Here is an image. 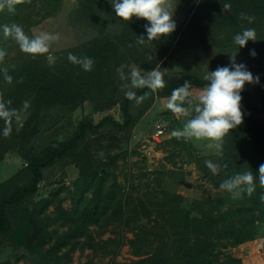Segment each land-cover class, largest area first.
Masks as SVG:
<instances>
[{
	"label": "trees",
	"instance_id": "16d2710c",
	"mask_svg": "<svg viewBox=\"0 0 264 264\" xmlns=\"http://www.w3.org/2000/svg\"><path fill=\"white\" fill-rule=\"evenodd\" d=\"M111 2L75 0L68 15L71 23L67 25L73 28L79 44L53 55L56 65H50L48 53L35 57L21 53L12 39L3 36L2 26L21 25L27 35L34 37L31 28L57 17L63 0H30L16 5L15 12H0V49L6 53L0 68L8 69L13 78L7 84L0 73V95L11 100V108L23 111L22 121L13 122L8 137L2 135L4 122L0 120V161L11 154L22 164L12 177L0 183L1 264H7L9 259L15 263L23 260L31 264H64L67 255L75 250L88 249L97 254L99 245L94 238L102 236L110 226L119 230L115 232L117 237L102 242L114 245L102 254L111 255L107 264H122L115 257L124 245L137 258L128 264H242L241 259L229 254V249L252 239L255 229L264 224V187L258 179L259 166L264 163V0H177L172 17L175 30L145 45L137 44V38H147V22L135 18L120 21ZM225 3L231 5L228 11L222 10ZM242 12L254 16L255 21L249 24L241 20ZM244 28H254L257 38L238 49L233 37ZM194 50L202 51L220 67L229 66V54L238 51L236 63L244 64L254 78L259 77V83L245 84L240 93L243 122L224 137L223 155L216 159L221 166L217 174L195 159L190 143L183 138L172 136L154 149L180 146L191 160L194 158L216 190H221L222 182L250 170L255 191L248 196L241 191L242 185L235 190L241 193L238 197L223 190L216 200H189L161 185L165 174L155 173L153 182L147 183V175L140 169L137 174L130 173L122 193L116 165L141 156L137 149L129 150L131 132L138 122L157 99L169 97L185 81L198 89L208 83L199 71L177 79L164 73L163 89L135 90L137 96L149 93L136 105L123 94L130 85V67L135 65L142 74L157 66L163 71L171 61ZM252 51L254 57L250 55ZM69 53L91 58L92 70L85 72L70 63ZM121 64L129 66L124 80L116 71ZM25 101L29 107L23 110ZM117 106L118 121L110 115L97 122L90 117ZM79 108H85L88 115L73 122ZM50 131L56 135L52 142H56L55 146L45 145L43 140ZM121 138L129 143H124L126 149L115 152L122 147ZM96 153L105 158L103 163L96 162ZM54 167L64 176L76 174L72 191L63 197L60 189L51 190L47 197L39 194L38 198L46 172L50 176L54 170L57 172ZM56 184L53 181L44 186ZM141 186L145 192L134 196ZM65 200L70 201L69 209L62 207ZM224 204L226 208L222 209ZM256 222L260 225H253ZM50 224H54L52 230H48ZM61 228L65 230L58 233ZM125 232L132 238L125 237Z\"/></svg>",
	"mask_w": 264,
	"mask_h": 264
},
{
	"label": "clouds",
	"instance_id": "9594fccd",
	"mask_svg": "<svg viewBox=\"0 0 264 264\" xmlns=\"http://www.w3.org/2000/svg\"><path fill=\"white\" fill-rule=\"evenodd\" d=\"M25 2H30V0H0V12L5 10L10 13L15 12L16 5ZM176 3L177 0H112L111 2L115 15L120 21L130 22L135 18L147 22L144 29L147 38L138 37L137 44L139 45L150 44L154 40L170 35L175 30L176 25L172 17ZM230 8L231 5L225 3L222 10L228 11ZM240 19L249 24L255 21L254 16L243 12L240 13ZM2 33L5 38L12 39L18 45L21 53L32 57L48 53L52 43L60 40L58 33L40 32L38 35L30 37L21 25L15 23L3 25ZM256 38L257 33L254 28H244L234 35L233 44L238 46V49L243 48L247 42H255ZM237 52L229 54V66L218 67L212 72L206 71L203 79L208 83L197 94L193 93L190 82L185 81L182 86L173 89L171 95L166 98V109L177 118H186L183 128L171 133L173 137L183 138L185 141H206L207 148L215 149L218 156L223 155L224 137L243 122L240 93L245 84L259 83V77L254 78L244 64L236 63ZM250 55L254 57L255 52H250ZM5 56V51L0 49V65H3ZM68 61L74 65H79L85 72L91 71L94 64V61L89 57H78L71 53L68 55ZM126 67L129 66L121 64L116 69L121 80L125 79ZM0 73H3V78L7 84L12 83L13 78L8 75V69L0 68ZM127 79L130 81V87L126 86L128 90L125 92V96L129 101H135L136 105H140L146 100L149 93L146 92L144 95L137 96L133 89L146 88L151 92H156L166 86L164 71H161L159 66L146 72V74H142L140 68L132 65ZM11 103V100L6 101L0 95V120L4 122L2 131L4 137L11 135L14 121L19 123L23 119V111L11 108ZM28 107L29 102L25 101L23 110ZM205 166L214 175L221 170L219 164L210 160L205 161ZM258 179L260 186L264 187V163L259 166ZM253 181L254 175L252 171L248 170L222 182L220 189L227 190L233 197H238L241 193L235 190L241 189L243 185L241 191L251 196L255 191ZM261 199L264 201V197Z\"/></svg>",
	"mask_w": 264,
	"mask_h": 264
},
{
	"label": "rangeland",
	"instance_id": "374dc122",
	"mask_svg": "<svg viewBox=\"0 0 264 264\" xmlns=\"http://www.w3.org/2000/svg\"><path fill=\"white\" fill-rule=\"evenodd\" d=\"M74 5L75 0H63L61 12L57 17L47 19L31 28L34 36L38 35L40 32H48L52 34L58 33L60 35V40L52 43L47 54V59H50V65L57 64L55 58L52 57L57 52L66 50L79 44V42L74 39L75 36L73 33V28L67 25L68 23H71V19L68 15L73 11ZM197 52V50H194L192 53H187L180 58L174 59L169 63V65L164 68V73L171 75L172 79H177L179 78V75L182 74L197 75L198 71L200 72V76H204L206 71L212 72L220 67L214 60L207 59L205 53H203L202 51L198 53ZM128 87H130V85ZM128 87L125 92L128 90ZM135 90L137 89H133V91ZM199 90L200 89L198 88L192 87V91L194 94H197V91ZM125 92H123L124 95ZM165 104L166 98L157 99L155 101L153 109L149 110L146 116L138 122L137 126H135V128L131 132L133 134L132 138L130 139L129 150L132 151L133 149H137L142 157L135 156L125 161H118L116 165V172L118 173V175H120L118 181L120 184L121 192L123 193L126 189L127 183L129 182L130 173L132 175L137 174L139 170L142 169V171L147 175V183L153 182V179L157 176L155 175V173L165 174L161 178V185L168 191L180 194L186 199L204 201L206 200V198L209 200H216L220 198L224 191L216 190L210 185L209 178H205L203 176L202 170L201 168H198L196 161L193 160L194 158L191 160L186 151L182 150L180 146H177V148L175 149H173V147L171 146L163 147L160 150H153V148L156 147V144L152 143V141L150 140V136L152 133H154L155 124L160 122L165 130L162 142L165 141L166 138L171 139V133L174 130L183 128V126H179L180 124L176 122L177 120L174 122L177 117L175 118V116L166 109ZM155 111L157 115H155ZM87 115L88 112L85 108H79L75 111L72 121H81ZM104 115H110L117 121L120 120L118 106L114 107L110 111L104 112L103 114H90V117H92V119L97 122ZM172 117L174 118V120L172 119L173 121L171 120ZM184 123L182 124L184 125ZM55 136L56 135L54 131L45 133L43 135L45 145L50 144L52 146H55L56 142L52 143ZM110 139H112V137H109L108 140L113 142V140ZM126 141H128V139L121 138L120 145L122 147H120L119 149H115V152L117 150L121 151L126 149L125 147H123L125 146L124 143ZM187 142L190 143V151L191 153H193L195 159L201 161L202 164H205L206 160H210L215 164L217 163L218 155L216 154V150L207 148L206 141L190 140ZM148 151L150 152V154ZM142 159L144 160V162H139ZM95 160L96 162L103 163V161H105V158H103L101 155L99 156L96 153ZM21 167V161H19L15 157H12L11 154L5 155L3 160L0 161V183L12 177ZM55 169L57 170V168ZM54 173V175L50 176L46 172L44 177L45 181L42 182L39 187V193L37 196L38 198L39 194L42 197H47L51 190L60 189V195H62L63 197H67L68 193L72 191L71 182L76 178V174L72 176H64V174H62V171L60 170H57V172L54 170ZM133 180L134 178L132 179V181ZM53 181L58 184H56L55 186H44L47 182ZM177 181H179V183H177ZM134 183H136V180H134ZM138 192H140L141 196L145 192L144 186H141L138 191H135L133 193V195L138 196ZM70 206L71 204L69 200H65L62 204V207L64 209H69ZM225 208L226 205L224 204L222 206V209ZM52 211L53 207L51 206L48 208L47 214L49 216H52ZM253 225L256 226L260 224L256 222ZM53 228L54 224H50L48 230H52ZM93 228L94 227H91V229ZM64 230L65 228H61L58 230V233ZM118 230V227L116 228L114 226H110L102 236L94 238V241L99 245L97 254L92 253V251L88 249H84L82 252H80L79 250H75L67 255L68 260L65 261L64 264H107L109 259L111 258V255L106 254L105 256H102V254L103 252H105V250L108 251L112 249L114 245L113 243H111L110 246H105L106 244L102 242H108L109 239L117 237V233L115 235V232H118ZM254 233L255 236L252 239L242 245L231 248L228 251L232 257L241 259L242 264H264V224L258 226V228L255 229ZM124 235L128 239L132 238V235L130 233L125 232ZM79 241V243L83 242L84 238L80 239ZM103 246H105L104 249ZM62 251H64V249ZM219 259H223L222 255H219ZM134 260H137V258H134L130 255V250L127 245L121 247L119 254L115 257V261L122 264H128ZM1 263L2 261L0 260V264ZM7 264L31 263L23 260L15 263L14 259H9Z\"/></svg>",
	"mask_w": 264,
	"mask_h": 264
},
{
	"label": "built area",
	"instance_id": "2783aa9c",
	"mask_svg": "<svg viewBox=\"0 0 264 264\" xmlns=\"http://www.w3.org/2000/svg\"><path fill=\"white\" fill-rule=\"evenodd\" d=\"M163 136H164V128L162 127L160 123L155 124V130H154V133L150 136V140L152 141V143L157 145L162 142Z\"/></svg>",
	"mask_w": 264,
	"mask_h": 264
},
{
	"label": "crops",
	"instance_id": "0c3cea01",
	"mask_svg": "<svg viewBox=\"0 0 264 264\" xmlns=\"http://www.w3.org/2000/svg\"><path fill=\"white\" fill-rule=\"evenodd\" d=\"M153 109V108H152ZM155 114L157 115V113H156V111H155ZM173 115V114H172ZM175 118H176V116H175ZM174 119V118H173ZM177 120V121H176ZM175 121L178 123V124H180L179 126L180 127H182L183 126V124L182 123H184L185 121H186V118L184 119V117H181V118H176L175 119ZM160 123V122H159ZM133 138H134V136H133ZM166 138V137H165ZM167 139V138H166ZM169 139V138H168Z\"/></svg>",
	"mask_w": 264,
	"mask_h": 264
}]
</instances>
